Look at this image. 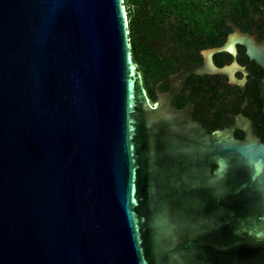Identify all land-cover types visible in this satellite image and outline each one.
I'll use <instances>...</instances> for the list:
<instances>
[{"label":"water","instance_id":"obj_1","mask_svg":"<svg viewBox=\"0 0 264 264\" xmlns=\"http://www.w3.org/2000/svg\"><path fill=\"white\" fill-rule=\"evenodd\" d=\"M237 44L264 69L235 30L150 103L123 0H0V264H264L254 122L207 132L172 106L191 75L244 92L213 62Z\"/></svg>","mask_w":264,"mask_h":264},{"label":"flooded vegetation","instance_id":"obj_2","mask_svg":"<svg viewBox=\"0 0 264 264\" xmlns=\"http://www.w3.org/2000/svg\"><path fill=\"white\" fill-rule=\"evenodd\" d=\"M195 4L193 30L197 38L221 39L224 43L228 36L237 30L258 41H264V0H195ZM226 54L230 56L228 64L235 60L248 73L245 76L244 92L239 86L230 84L224 75H191L176 91V95L172 98V106L179 112L191 109L192 119L199 122L205 130L208 126H220L221 129L230 127L235 117L241 113L245 118L254 122V133L264 143V101L262 102L261 98V80L264 79V69L247 56L243 45L235 46L234 57L229 53ZM180 71L190 70L182 69L174 74ZM171 75L160 81L159 90L163 94H168L171 90L170 83L167 81ZM234 76L238 80L243 78V74L239 71H236ZM214 77H220L228 85L223 93L222 102L213 100L212 94H207L208 96L203 98V95L193 93V87L203 84L207 86L208 83L214 81ZM213 84L218 85L217 82ZM232 92H236L241 98L234 100ZM156 101L157 97L154 101L149 99L150 103ZM197 102L200 106H197ZM233 104H237V109L233 107ZM235 132L242 134L243 138L242 131L236 130Z\"/></svg>","mask_w":264,"mask_h":264},{"label":"trees","instance_id":"obj_3","mask_svg":"<svg viewBox=\"0 0 264 264\" xmlns=\"http://www.w3.org/2000/svg\"><path fill=\"white\" fill-rule=\"evenodd\" d=\"M123 6L132 61L140 73L142 86L150 101L156 99V83L179 70L200 66L201 51L220 47L223 43L221 39H201L195 36V0H123ZM213 60L216 66L221 67L229 63L230 56L220 53ZM213 80L207 86L203 84L193 87V93H199L203 98L212 94L213 100L222 102L228 85L220 77H214ZM232 98L237 101L241 97L232 92ZM197 106H200L199 102ZM233 107L237 109V104H233ZM221 128L208 126L206 130L211 132ZM234 136L242 139L240 133L235 132Z\"/></svg>","mask_w":264,"mask_h":264}]
</instances>
